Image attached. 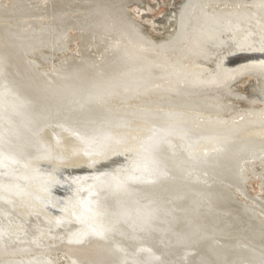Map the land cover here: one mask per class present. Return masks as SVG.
<instances>
[{
  "label": "bare ground",
  "instance_id": "bare-ground-1",
  "mask_svg": "<svg viewBox=\"0 0 264 264\" xmlns=\"http://www.w3.org/2000/svg\"><path fill=\"white\" fill-rule=\"evenodd\" d=\"M128 1H1L0 264H264V215L241 199L264 154V0L166 3V38ZM67 37L74 52L56 46ZM245 77L248 108L211 104ZM156 89L160 103L128 104ZM82 171L104 172L85 181L80 222L67 175ZM33 186L53 205L28 212Z\"/></svg>",
  "mask_w": 264,
  "mask_h": 264
},
{
  "label": "rangeland",
  "instance_id": "rangeland-1",
  "mask_svg": "<svg viewBox=\"0 0 264 264\" xmlns=\"http://www.w3.org/2000/svg\"><path fill=\"white\" fill-rule=\"evenodd\" d=\"M1 1H3V0H0V6H4V4L3 5L1 4ZM37 1H40V0H37ZM166 3L167 4L170 3V7L173 6V4H174V6L177 5V1H174V0H170V1H167V0H129L128 1V4H127V6L125 7L124 10H125V13L127 14V16L130 19H133L136 23H139L137 25H139V28H140V30L143 31V33L145 32L146 35H151L153 38H158L160 36L161 37L163 36V37L166 38V37H168V35H162V33L164 34V30H163V26H162L163 24L162 23H167L168 22L166 25L167 26H170V24H171L170 23L171 22V17H172L171 14H169L170 15V18H169V15H167V18H165V17H163V15H161L166 10L167 11H171L172 10L171 8H168L169 6H166L165 7V4ZM140 5H143L142 9L140 8ZM4 7H7V5L4 6ZM143 11H145L146 14L151 17V18H148L147 19V20H149L148 23L145 22L144 19H142L141 15H140V13L143 12ZM118 16H119V14H115L114 15L115 18L118 17ZM4 19L5 20H8L9 23H11V17L10 16H5ZM156 21L158 22V25H157V22ZM160 21H162V23ZM153 23H155L154 24L155 26L153 25ZM159 23H161V24H159ZM158 28H160V30ZM75 33H76V30L73 29V30L70 31V33L68 35H70V34L71 35H74ZM70 42L72 44L69 46V49H71V51L74 52L76 50V48H77L76 42H74V41L72 42V39L69 38V37H67L64 41H59L58 43H56V46L57 47H60V46L66 47V45L68 43H70ZM69 49H67V50H69ZM227 51H228V53H231L233 51V49L232 48H229V49H227ZM61 54H63V53H61ZM58 56H59V52H56L55 51L53 53H50V55L47 57V60L42 61L41 64L45 67L48 64H50L49 61L54 62L55 59L57 60L58 59ZM261 78H264V76L261 75ZM238 79H240V77H238ZM248 80H249L248 77L247 78L245 77L244 79H241L240 81L237 80V82L234 83L232 85V87H230V86L225 87L223 89L221 95L219 97H217V100H215V102H213L211 104L216 105V106L219 104L217 106V109H220V108H223V107H228L229 108L230 107V104L236 102V103L241 104L239 106V109H246V108H248L247 107L248 104L247 103L245 104V102H244V104H242L243 101H241V100H246L247 97L246 96L240 97V96L244 95L243 93L242 94H238V93H241L242 91H244V89H243L244 84ZM232 88L235 89V90L232 91L231 90ZM259 89H262L261 92H264V87L262 85L259 87ZM159 91L160 90H158V89L153 90L149 94H147L145 97H139L136 100L130 101L128 104H130V105H139V106H142V105L143 106H150V105L153 106L155 103H160L159 101L163 97L165 98L167 96L164 93L159 92ZM235 94L237 95L236 97L234 96ZM263 94L264 93H262V95ZM108 97L110 98V96H108ZM108 97H107V99H109ZM210 97H214L213 94H210ZM211 99H213V98H211ZM211 104H208V105H211ZM229 109H232V107L229 108ZM235 112L236 111H234L232 113H235ZM222 113H224V111H221V114ZM260 163H262V164L260 165ZM240 164H243V163H240ZM128 171H129V173L127 171H125L124 173H123V171H121V172L118 173L119 175H122L121 180L131 181L132 183L135 182L134 180H137V179L140 180V178L138 177V175H136L134 173H131L130 170H128ZM26 172H28V171L27 170H24V171L19 172L18 174L21 177V174L26 173ZM32 172H36V169H33ZM103 172L104 171H97V172H95L96 173L95 174L92 171H82L80 174H82V173L83 174H86L87 177H88L87 179H82L81 177H79V172H77V173L75 172V173H72V174H68L67 173L68 174L67 175L68 176V179H67V183H68L67 192L69 191L68 192V196H70V198L69 197H67V198L73 200L72 203L75 204V207L72 210L73 213L71 212L69 215H67L66 216L67 219H69V220L71 219V220L76 221L77 219L80 220L82 216H86L88 214L87 212H88L89 206H86L87 204H84L85 202L81 200V197L84 196L86 193H88V190H87L88 189V186L85 184L86 183L85 181H87L89 178H91V176L97 175V174H102ZM124 174L126 175L125 177H123ZM151 175H153V172H150L149 175H147L145 177L146 178L145 180H140L141 182H143L142 184L145 185V184L149 183L147 181H149ZM243 175H244V180H245V185H246V191L247 192H244L241 195L242 198L241 197L240 198L242 199V201L244 203H247L249 206H251L252 208L255 209V211L257 212L256 215H258V213L260 214V212L264 215V200L252 196V195H255V193L256 194L259 193L262 190V187H264V154L263 155H260L257 159L252 160L250 163H248L247 165H245V167L243 168ZM73 177H75V178H73ZM139 180H138V182H139ZM19 182H20V185L23 186V188L26 187L25 186L26 183H27L26 181H19ZM138 182H135V183H138ZM258 184H262V185H258ZM259 186H262V187L258 188ZM229 189H230V191H231L232 194H235V196H239V195H237L238 193H237V189L236 188L235 189H232V187H229ZM38 193H39V190L35 186H33V188H29L27 190V194H28L29 198L32 200V204H29L27 206V208H26L28 212L35 213L37 210L40 211L39 210V208H40L39 206L42 207V205H46L45 204L46 202L47 203H50L51 205H53L52 204L53 202L50 199L51 197L49 196L51 193L48 194V195H46L41 200L39 199L40 196L37 195ZM261 193H264V192L261 191ZM243 195H244V197H243ZM35 197H37V199H35ZM44 199L47 200V201H45ZM48 200H50V201H48ZM71 200H69V201H71ZM79 200H81V201H79ZM79 202H81V203H79ZM46 208L48 209V207H46ZM51 208H52V206H51ZM78 210L81 211L80 212L81 215H80V213H79ZM53 211H54V209L52 211L49 210V212L52 214L49 217L55 216L54 219L60 220L61 218H59V217H61V216L59 215L58 217H56L57 215L56 214L54 215L53 214ZM82 212H83L84 215L82 214ZM72 215H74L75 217L73 216L74 217L73 218ZM82 220L83 219H81L80 222H83ZM85 227L87 228V231L88 232H85L84 234H87V236H92V232H93L92 230L93 229L90 228V225H86ZM54 255L57 256V253H51V256H54Z\"/></svg>",
  "mask_w": 264,
  "mask_h": 264
}]
</instances>
